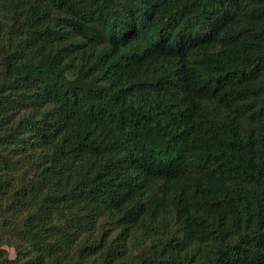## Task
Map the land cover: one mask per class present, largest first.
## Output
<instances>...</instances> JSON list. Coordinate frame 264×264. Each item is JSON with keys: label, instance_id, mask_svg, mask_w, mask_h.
Instances as JSON below:
<instances>
[{"label": "trees", "instance_id": "1", "mask_svg": "<svg viewBox=\"0 0 264 264\" xmlns=\"http://www.w3.org/2000/svg\"><path fill=\"white\" fill-rule=\"evenodd\" d=\"M0 264H264V0H0Z\"/></svg>", "mask_w": 264, "mask_h": 264}, {"label": "rangeland", "instance_id": "2", "mask_svg": "<svg viewBox=\"0 0 264 264\" xmlns=\"http://www.w3.org/2000/svg\"><path fill=\"white\" fill-rule=\"evenodd\" d=\"M10 254H11V256H12V257H14V256H15V254H14L13 252H11Z\"/></svg>", "mask_w": 264, "mask_h": 264}]
</instances>
